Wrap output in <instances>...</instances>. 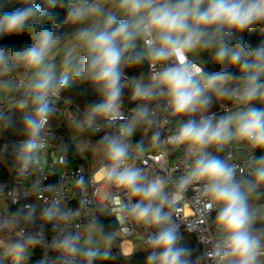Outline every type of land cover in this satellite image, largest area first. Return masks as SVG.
<instances>
[{"label":"clouds","instance_id":"clouds-1","mask_svg":"<svg viewBox=\"0 0 264 264\" xmlns=\"http://www.w3.org/2000/svg\"><path fill=\"white\" fill-rule=\"evenodd\" d=\"M125 19L118 22L115 13H108L103 22L79 33L87 55L84 68L77 78L91 80L103 94L100 103L91 106L86 124L91 126L95 117L114 119L122 94L120 80L122 63H139L147 58L155 62L171 61L151 77L147 85L137 83L134 97L150 100L158 89L167 97L171 115H191L206 110L210 104L208 93L218 97L235 98L244 106L220 117L188 120L178 132L168 138L172 144H187V151L195 159L190 170L179 178L176 191L168 193L162 177L149 178L137 167L127 163L129 145L124 137L133 132V125L122 126L118 136L106 139L109 164L101 171L106 180L127 190L130 197L138 198L129 214L138 222L154 226L157 232L150 238L154 249L147 256V264H190L189 250L179 247L176 227L165 208L178 200L193 182H204L203 193L210 199L209 208L218 207L216 223L221 233L217 254L228 264H258L264 255L261 236L254 233L255 212L249 208V198L256 187L264 183V157L253 161V181H238L237 167L211 156L209 146L222 149L232 141L247 142L252 148L264 149V107L257 108L253 101L264 102V43L249 48L243 39L229 46L221 34L224 28L244 31L264 21V0H114ZM29 6L0 16V33L20 32L30 20L41 16L34 0H25ZM102 13L99 0H73L68 16L79 22ZM32 45L24 50L13 49L11 56L34 70L30 84L33 111L24 118L27 139L20 145V160L26 169L37 162L44 144L41 134L48 124L50 95L66 81L54 83L55 65L50 53L59 43L54 28L33 25ZM137 40H143L145 51L131 53ZM0 47V65L9 68L5 52ZM198 48H215V60L238 65L242 75L229 71L206 74L188 59V53ZM237 80L238 87L229 91L225 86ZM138 115L147 116L141 107ZM159 135L153 137L155 143ZM139 147V146H138ZM49 219L60 215L58 207L45 210ZM66 215V214H65ZM79 237H65L62 250L75 254ZM158 250V251H157ZM85 255L90 259L94 253Z\"/></svg>","mask_w":264,"mask_h":264},{"label":"built area","instance_id":"built-area-1","mask_svg":"<svg viewBox=\"0 0 264 264\" xmlns=\"http://www.w3.org/2000/svg\"><path fill=\"white\" fill-rule=\"evenodd\" d=\"M72 2L73 0H66L68 9ZM92 2L94 0H89V3ZM55 33L60 42L63 37L62 25L55 29ZM29 36L31 46L32 35ZM141 45L143 53L145 51L143 40ZM187 55L194 65L204 70L197 59L189 53ZM6 57L10 67L0 65V84L12 85L13 95L17 97L26 84L25 78L18 75V70L28 72L31 68L11 55ZM144 61L150 80L155 73L171 63V61L154 63L147 58H144ZM163 91L158 89L152 99H138L132 106L119 103L118 113L114 119L102 117L99 121L93 120L91 126L86 124L89 116L72 102L64 101L58 90L55 95H50L48 106L55 108L58 119L53 125L50 117L48 118V124L41 134L44 147L38 153L37 162L30 164L26 169L22 165L19 149L21 142L27 138L14 141L7 151L9 160L16 164V176L8 182L0 181V243L5 238H18L25 244L35 246L36 249L44 248L49 253L47 264H54V258L57 264H83L84 257L79 252L68 254L59 245L70 233L79 237L85 228L93 226L98 232L104 233L107 238L117 243V247L113 249L123 258L119 264H125V257L132 255L136 249L137 239H133L134 235L143 234V240L149 235V230L129 214V209L138 202V198L130 197L127 190L104 177L101 169L110 163L105 150L106 142L96 143L93 134L99 133L103 138L118 136L122 126L132 124L135 127L141 118L138 115L140 108H146L147 115L158 124L163 143L155 150H145L134 140L133 127L132 134L124 137L130 153L127 163L140 168L149 178H164L167 183L166 191L172 193L176 191L179 178L190 170L195 157L188 153L187 144H172L168 142V138L175 135L188 120L199 123L201 119L212 118L215 123L231 109V104L222 100L215 110L173 116L167 105V97L161 94ZM60 102H64L63 107H58ZM8 109L10 107L7 104H2L1 114ZM74 113L79 116L75 122L71 120ZM62 124L73 126L69 131V139L74 147L78 143L83 147L82 151L75 150L74 165L63 146L55 142V139L60 138L59 128ZM257 149L252 148L247 142L232 141L222 149L215 145L209 146L206 152L215 157L219 150H223L222 160L237 167L236 179L253 181L255 177L251 173L254 169L253 161L257 159ZM203 183L201 181L190 184L180 198L166 207L165 211L169 213L171 223L180 234L189 233L200 244L201 249L200 251L197 249L194 264H225L226 261L221 260L217 254L221 241L219 226L217 223L211 224L212 213L219 209L215 205L212 208L208 207L210 199L203 193ZM103 204L107 206L116 222L114 229L104 228L97 222V208ZM54 206L58 207L61 214L49 219L44 214L45 210ZM261 206L264 207V203ZM78 241L79 239L76 240L77 243ZM123 241L130 242V253H125L122 246L120 247Z\"/></svg>","mask_w":264,"mask_h":264},{"label":"trees","instance_id":"trees-1","mask_svg":"<svg viewBox=\"0 0 264 264\" xmlns=\"http://www.w3.org/2000/svg\"><path fill=\"white\" fill-rule=\"evenodd\" d=\"M35 6L41 10V16L35 20H30L28 25L20 32L12 33H0V47L5 45L9 46L5 52V55H11L13 49L24 50L31 44L30 34H33L34 24H39L40 27H50L54 30L62 25V22L67 18V15L63 11L62 7H66V0H34ZM29 6L25 3V0H0V16L5 13H11L17 9ZM229 43V46L236 43L237 40L243 39L249 48L258 46L264 43V21L257 22L251 25L244 31H237L235 29L228 30L224 28L221 33ZM215 48L202 49L199 48V55L197 60L203 65L206 73H216L219 71H229L239 77L242 75L238 65H232L225 61L219 63L215 60ZM141 40H137L136 47L131 53L125 55L141 54ZM88 58H77L68 63V70L64 77L56 80L66 81V83L58 89L61 97L64 101L72 102L86 115L90 116L91 106L102 102L103 94L99 89V86L94 84L89 79L77 78L76 73L85 67ZM122 76L120 85L122 88V94L119 103L124 106H132L138 102V99L134 97L135 82L140 81L145 85L149 84L147 64L142 59L139 63H122L121 65ZM264 80V77H261ZM238 81L233 80L231 85H237ZM233 103L232 99L229 100ZM146 102V101H145ZM64 102H60L58 107H63ZM151 104L150 102L148 103ZM252 105L260 108L264 107V102L253 101ZM51 121H57L58 114L55 108L49 106ZM33 108H18L13 107L8 109L0 118V181H10L16 176L15 167L16 164L9 160L7 151L11 144L20 139L27 138V131L24 124V118L31 115ZM102 117H95L94 120L99 121ZM55 121V122H56ZM55 125V124H54ZM66 124H62L59 128V137L55 139V142L61 144L69 156L71 157L72 165L75 164V147L69 139V129ZM159 135V139L154 143L153 137ZM96 143L100 144L103 141L106 142L107 138H103L100 134H93ZM134 140L138 142L145 150H155L159 148L162 143V135L158 128L156 120L147 115L141 117L134 127ZM106 150V144H105ZM215 157L223 159V150H219ZM264 157V149H257V159ZM218 211H215L211 215V224L216 223ZM97 222L100 226L107 229H114L116 222L110 215L106 205H99L97 208ZM142 226H147L149 235L143 240H135L136 249L132 256L129 258L130 264H147V256L154 251L150 247V238L154 236L157 229L154 226H149L141 222ZM181 238L179 247L189 250L190 255L187 257L190 260V264H194V257L197 253L198 243L195 237L189 233L181 232ZM67 237H75L73 233L67 235ZM63 241V240H62ZM61 241V242H62ZM76 247L77 242L75 241ZM158 251V250H157ZM42 251L35 249L31 257L25 256L20 252L4 250L0 248V264H41L40 258L42 257ZM123 260L122 256L115 252V249H100L94 252V255L89 259L84 257L82 259L83 264H119Z\"/></svg>","mask_w":264,"mask_h":264},{"label":"crops","instance_id":"crops-1","mask_svg":"<svg viewBox=\"0 0 264 264\" xmlns=\"http://www.w3.org/2000/svg\"><path fill=\"white\" fill-rule=\"evenodd\" d=\"M99 3H100V7L102 8L101 14H99L97 16L89 17L88 19L83 20V21H79V22H73V20H71L69 18V16H67V18L62 22L63 37L60 40V42L54 47L52 52L50 53L51 63H53L55 65V69H54V71H55V77H54L55 82H56V80H59L65 76V74L67 73V70H68V63L69 62H72L73 60H75L77 58H87L86 52L83 48V43L79 39V33L82 30L92 28L93 26H98V24L103 22V19L105 18V16L108 13H115L117 16L118 22L120 20L125 19L123 13L116 7L114 0H100ZM141 49H142V45H141ZM189 54L193 58L197 59L198 55H199V48L193 52H190ZM18 75L20 77H24L26 80V84L24 85L21 94L18 95L17 97H14V95H13L14 91H13L12 85H10L8 83L0 84V106L2 104H7L10 108H13V107L33 108L32 107V96L30 95V87L29 86L33 80L34 70L31 69L30 71L25 72L23 69H19ZM138 82L140 83V81H136L135 85ZM231 83H232V81L229 83V85L225 86L229 91L236 88L235 86L238 85L237 84V85L232 86ZM208 95H210L208 97L210 100V104H209V106L205 112L215 110L219 106V103L222 100H226L231 104L230 112L244 106L235 98L218 97L216 94L211 93V92L208 93ZM231 99H232L233 103H231V101H229ZM0 115H2L1 111H0ZM71 117H72L71 120H73L75 122L79 116H78V114L74 113L71 115ZM55 121H52V123L55 124ZM71 128H73L72 125L70 126L69 129L71 130ZM82 149H83V147H82L81 143H78L75 147V150H77V151H82ZM248 203H249V208L255 212V217H256L255 223L252 226V230L254 233L261 236V243H262V245H264V207L261 206V204L264 203V183H261L256 187L255 191L252 192ZM96 233H98V231L93 226H88L87 228H85L84 231H82L80 233L79 241L77 243V245H78L77 249L79 250V245L81 244V241L83 240V238L86 235H88L90 237H94V235ZM5 239H7V238H5ZM10 240L14 243H23L18 238H14V239H10ZM123 242L121 243V246H122ZM125 242H128V241H125ZM108 249H113V248H108ZM97 250H100V248L93 250L92 252L94 253ZM78 252L82 257H87L85 255L86 252H84L82 254L80 251H78ZM131 256L132 255L125 257V264H130L129 258ZM45 264H47V258H46ZM54 264H57V261L55 258H54ZM225 264H228V262L226 261ZM258 264H264V255H261L258 258Z\"/></svg>","mask_w":264,"mask_h":264},{"label":"rangeland","instance_id":"rangeland-1","mask_svg":"<svg viewBox=\"0 0 264 264\" xmlns=\"http://www.w3.org/2000/svg\"><path fill=\"white\" fill-rule=\"evenodd\" d=\"M235 87H238V85ZM209 96L210 95H208V97ZM236 110L237 109H235L233 111H236ZM203 111H206V110H203ZM52 124L54 125V123H52ZM99 197L101 198L102 194H100ZM143 236L144 235L141 233H136L134 235L133 239L134 240L135 239H142ZM103 247H105L107 249L108 248H116L117 243L113 242L112 239L107 238L104 233L98 232L94 235V237H90V236L86 235L83 238V240L81 241V244L79 245V251L82 254L84 252L93 251V250H96L98 248H103ZM120 247H121V245H120ZM0 248H2L4 250H11V251L20 252L23 255L28 256V257H31L34 253V250L36 249V247L33 245H28L25 243H14L9 238L3 240V242L0 243ZM41 251L43 254H42V257L40 258V262H41V264H45L46 258H48L49 253L44 248H41Z\"/></svg>","mask_w":264,"mask_h":264},{"label":"bare ground","instance_id":"bare-ground-1","mask_svg":"<svg viewBox=\"0 0 264 264\" xmlns=\"http://www.w3.org/2000/svg\"><path fill=\"white\" fill-rule=\"evenodd\" d=\"M128 242L124 241L123 244H122V248H123V251L125 253H130V251H131V245H130V242L129 243Z\"/></svg>","mask_w":264,"mask_h":264},{"label":"water","instance_id":"water-1","mask_svg":"<svg viewBox=\"0 0 264 264\" xmlns=\"http://www.w3.org/2000/svg\"><path fill=\"white\" fill-rule=\"evenodd\" d=\"M62 9L65 12V14L68 16V10L65 7H62ZM89 29H91V28H89ZM54 83H55V79H54ZM177 235H178L179 242H180L181 235H180L179 231H177ZM200 249H201V246H200V244H198V251H200Z\"/></svg>","mask_w":264,"mask_h":264}]
</instances>
